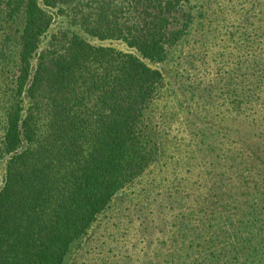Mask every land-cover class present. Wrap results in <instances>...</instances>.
I'll list each match as a JSON object with an SVG mask.
<instances>
[{"label":"rangeland","instance_id":"rangeland-1","mask_svg":"<svg viewBox=\"0 0 264 264\" xmlns=\"http://www.w3.org/2000/svg\"><path fill=\"white\" fill-rule=\"evenodd\" d=\"M189 6L187 34L166 47L162 61L146 62L158 73L140 123L152 155L70 243L61 264H264V0ZM45 10L50 25L31 70L39 54L59 51L62 32L132 52L79 28L87 5L69 0ZM22 26L20 16L0 19L2 93L18 73ZM37 131L43 138V127ZM9 156L0 157V184ZM61 181L60 174L49 180L53 195Z\"/></svg>","mask_w":264,"mask_h":264},{"label":"trees","instance_id":"trees-1","mask_svg":"<svg viewBox=\"0 0 264 264\" xmlns=\"http://www.w3.org/2000/svg\"><path fill=\"white\" fill-rule=\"evenodd\" d=\"M68 1L0 0V19L23 20L18 73L8 92L0 90V157L10 153L0 184V264H61L70 243L144 167L154 146H144L140 123L158 83L146 62L162 61L193 20L189 0H75L88 7L77 17L87 36L132 52L62 32L59 51L39 54L31 70L50 25L45 7Z\"/></svg>","mask_w":264,"mask_h":264}]
</instances>
